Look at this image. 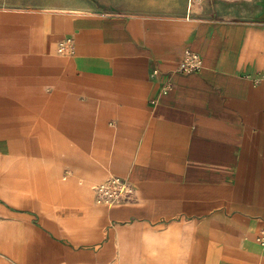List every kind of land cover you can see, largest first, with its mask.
Listing matches in <instances>:
<instances>
[{
  "label": "crops",
  "instance_id": "crops-1",
  "mask_svg": "<svg viewBox=\"0 0 264 264\" xmlns=\"http://www.w3.org/2000/svg\"><path fill=\"white\" fill-rule=\"evenodd\" d=\"M263 229L264 0H0V264H264Z\"/></svg>",
  "mask_w": 264,
  "mask_h": 264
},
{
  "label": "built area",
  "instance_id": "built-area-1",
  "mask_svg": "<svg viewBox=\"0 0 264 264\" xmlns=\"http://www.w3.org/2000/svg\"><path fill=\"white\" fill-rule=\"evenodd\" d=\"M198 0H188V6L190 8V6ZM58 53L62 54V55H71L72 54V45H71V40L70 39H64L63 41H61L59 47H58ZM202 68V60L200 58L199 55H197L196 53H192L190 51L185 52L182 60L179 62L175 72L176 73H181V74H190V73H194L199 71ZM261 79L255 80L254 84L257 85L258 82ZM169 87L166 86L163 90V93H166L167 89ZM117 183L113 182L111 185H109L108 187H102L100 190H104V191H108L111 190V186L116 185ZM108 192H106V196L108 197L109 195L112 197L113 193L111 194H107ZM257 242L264 247V229L260 231V233L257 235L256 238Z\"/></svg>",
  "mask_w": 264,
  "mask_h": 264
},
{
  "label": "rangeland",
  "instance_id": "rangeland-1",
  "mask_svg": "<svg viewBox=\"0 0 264 264\" xmlns=\"http://www.w3.org/2000/svg\"><path fill=\"white\" fill-rule=\"evenodd\" d=\"M126 193L127 194L130 193L128 192V189H126L123 185H120L119 183H117L115 185V190H114V193L112 194L113 195L112 197L121 200L124 198Z\"/></svg>",
  "mask_w": 264,
  "mask_h": 264
}]
</instances>
